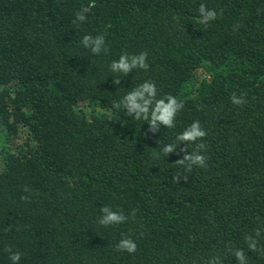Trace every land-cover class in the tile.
I'll use <instances>...</instances> for the list:
<instances>
[{"label":"trees","instance_id":"trees-1","mask_svg":"<svg viewBox=\"0 0 264 264\" xmlns=\"http://www.w3.org/2000/svg\"><path fill=\"white\" fill-rule=\"evenodd\" d=\"M89 3L0 0V264H12L6 246L19 264H238L229 246L264 264L245 241L264 250V0H94L74 24ZM201 3L218 13L207 26ZM86 34L104 35L108 52L92 54ZM141 51L147 72L110 71ZM145 80L184 102L174 128L145 135L146 120L114 108ZM194 120L206 168L185 173L183 152L153 156ZM20 131L24 146H9ZM105 205L129 219L101 226ZM122 234L134 254L115 250Z\"/></svg>","mask_w":264,"mask_h":264},{"label":"clouds","instance_id":"clouds-1","mask_svg":"<svg viewBox=\"0 0 264 264\" xmlns=\"http://www.w3.org/2000/svg\"><path fill=\"white\" fill-rule=\"evenodd\" d=\"M95 7L94 0H90L87 6H82L79 11L75 13V19L72 21L74 24L77 22H84L87 19V14L91 9ZM199 16V23L207 26L209 22L217 19L218 13L214 9L208 8L205 4H199L197 8ZM222 15V13H220ZM235 27V26H234ZM81 44L89 49L92 54L99 55L101 52L107 53L108 48L106 46L105 36L98 34L96 36L84 35ZM150 65L148 63V53L141 51L138 54L129 55L128 53H122L118 59L113 60L110 63V71L126 76L133 69H142L145 72L148 71ZM121 77L117 76L113 80V83L119 85ZM230 100L234 105L243 106L247 103V99L244 94L237 96L235 92L230 96ZM114 108H123L124 112L128 116H132L135 119H144L147 121L148 128L145 135L152 133L155 134L161 128L175 127V119L177 113L184 108V102L178 100L175 96L167 94L161 98H157V87L154 81L145 80L137 86L128 91L120 100L114 103ZM114 119H119V116H114ZM207 131L201 127L199 120H194L189 126H187L182 132L178 133L175 137V141L162 146L160 153L153 152V156L156 159H160L162 153L164 157L170 153L179 155L181 152L185 153L180 159L176 160V163L183 167L185 173L192 171L193 166L200 168L207 167V155L205 150L207 145L204 138L207 136ZM201 141L196 143V141ZM194 143L195 149L189 153L185 147L178 148L180 143ZM173 182L179 183L181 180H186V175H176L172 177ZM27 191V188H25ZM21 199L27 200L28 197L24 196ZM100 217L98 223L103 227L109 225H117L126 222L129 219L128 215H125L122 210H113L111 207L105 205L100 208ZM136 210L133 209L130 213L132 218H135ZM255 235L258 237L264 228H257L254 230ZM248 249L254 252L264 251L257 248V240L248 235L245 237ZM5 250L9 253V260L12 264H19L21 259V253L19 251H13L10 246H6ZM115 250L118 252H128L134 254L137 251V244L130 236H124L117 242ZM227 251L230 252L238 262V264H248L247 256L244 249H233L230 246L227 247ZM205 264H222L220 256H214L207 260Z\"/></svg>","mask_w":264,"mask_h":264},{"label":"rangeland","instance_id":"rangeland-1","mask_svg":"<svg viewBox=\"0 0 264 264\" xmlns=\"http://www.w3.org/2000/svg\"><path fill=\"white\" fill-rule=\"evenodd\" d=\"M199 75L201 74V71L199 72ZM26 140V134L23 131H20L16 137L9 138L7 144L9 146L15 147V146H24V141ZM1 148H0V166H1Z\"/></svg>","mask_w":264,"mask_h":264}]
</instances>
